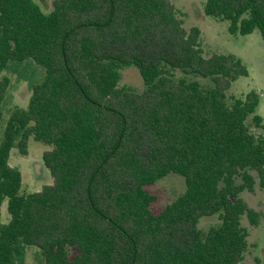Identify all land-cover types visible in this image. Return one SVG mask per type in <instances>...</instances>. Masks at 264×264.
I'll list each match as a JSON object with an SVG mask.
<instances>
[{"label":"trees","instance_id":"trees-1","mask_svg":"<svg viewBox=\"0 0 264 264\" xmlns=\"http://www.w3.org/2000/svg\"><path fill=\"white\" fill-rule=\"evenodd\" d=\"M204 11L264 39V0H207ZM201 34L172 0H55L49 13L36 0H0V121L4 72L31 91L0 142V264H24L28 246L44 264H247L242 219L258 225L260 214L240 194L255 190L253 172L264 188L260 96L228 94L248 69L232 53L205 55ZM129 66L143 91L119 86ZM32 137L50 146L53 182L26 193L10 157L27 155ZM170 173L186 190L157 211L149 187Z\"/></svg>","mask_w":264,"mask_h":264},{"label":"rangeland","instance_id":"rangeland-1","mask_svg":"<svg viewBox=\"0 0 264 264\" xmlns=\"http://www.w3.org/2000/svg\"><path fill=\"white\" fill-rule=\"evenodd\" d=\"M44 12L49 13L54 8L55 0H36ZM178 15L184 20V26L189 30L193 26H199L201 34V46L205 55L213 52L232 53L238 56L248 69V76H240L231 86L228 94L245 97L250 91H256L260 96V103L257 113L264 120V39L259 29L251 34H232L229 30L228 20L217 19L205 13L204 7L207 0H172ZM42 70L38 69V76H42ZM176 75L185 76L188 79H195L203 84H211L209 78L200 75H185L177 70ZM1 76H8L10 79L6 98L3 102L4 116L0 121V142L4 138V129L11 110L16 106L27 107L31 91L28 82L18 76L15 72H4ZM119 86H132L138 91L145 89V84L139 69L136 66H129L122 69V78ZM256 132L262 130L256 129ZM50 148L42 141L30 138L28 154L23 155L17 148L11 151L10 164L20 168L23 174L22 190L26 193L40 191L45 184H51L53 177L43 160L44 151ZM254 191L245 190L240 194L250 207L259 212L258 225H252L247 216H244L242 223L249 229L248 249L245 254L247 264H264V188L259 185L256 172ZM151 192L157 195V201L153 208L162 210L186 190L185 178L176 173H170L155 184L149 187ZM1 218L4 223L9 221L8 202L2 204ZM219 221L217 214L201 218L199 226L207 230L211 225ZM24 264H44V256L40 249L35 246H28Z\"/></svg>","mask_w":264,"mask_h":264}]
</instances>
